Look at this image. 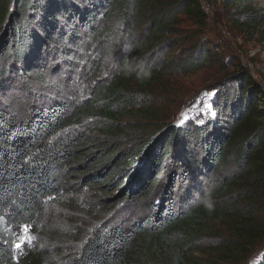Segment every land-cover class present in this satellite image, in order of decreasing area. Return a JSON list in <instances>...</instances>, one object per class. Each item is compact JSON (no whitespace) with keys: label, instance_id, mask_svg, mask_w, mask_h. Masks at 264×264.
<instances>
[{"label":"trees","instance_id":"obj_1","mask_svg":"<svg viewBox=\"0 0 264 264\" xmlns=\"http://www.w3.org/2000/svg\"><path fill=\"white\" fill-rule=\"evenodd\" d=\"M210 1L264 35L257 0H205L212 13ZM208 21L201 0H0V264H43L36 245H15L78 187L103 207L156 203L95 228L72 264H167L168 252L192 264L208 223L227 232L213 264L246 262L264 240V91L250 70L233 56L203 123L144 128L167 75L226 68L197 34ZM85 120L99 128L72 129Z\"/></svg>","mask_w":264,"mask_h":264},{"label":"rangeland","instance_id":"obj_2","mask_svg":"<svg viewBox=\"0 0 264 264\" xmlns=\"http://www.w3.org/2000/svg\"><path fill=\"white\" fill-rule=\"evenodd\" d=\"M211 3L212 13L209 12L205 0H201L202 8L208 14L210 21L207 22L205 29L197 34L200 40L207 41L217 48L226 68L217 69L212 66L187 76L175 73L167 75L161 84L156 85L149 92L148 99L155 102L160 108V113L156 121L147 124L144 128L154 130L162 125L182 126L185 123L199 122L207 118L212 101L216 97L214 88L220 80L233 72L234 57L240 59L243 66L250 70L264 91V35H251L238 30L231 23V11L214 5V2ZM255 5V10L264 11V0H257ZM191 28L193 27H188ZM258 74L259 78L256 77ZM99 125V121L85 120L72 129L86 135L91 133L92 129L99 128ZM159 176L160 174H157V177ZM185 188L181 184L176 186L180 195L177 194L176 201L182 200L180 197ZM77 190L61 201L64 204L67 199L68 206L64 204V208L54 205L48 207L38 228L42 233L40 236L37 235L39 231L35 229L23 231L18 242L25 238L28 242L22 244L19 249L16 248L19 255L24 253V246L34 248L36 245V250L43 256V264H72L73 258L78 256L82 249L85 239L95 228L106 223L127 224L132 213L146 216L156 203V197L150 196L140 200L134 208L126 207L122 203L103 207L93 192L79 187ZM226 235L225 226L208 223V230L204 232V237L198 244L199 251H188L187 258L192 260V264L197 259L213 264L214 258H218L221 240ZM168 255L167 264H173L171 252H168ZM263 255L264 240L250 249L246 262L241 264H258ZM130 264H137L136 259L134 258Z\"/></svg>","mask_w":264,"mask_h":264},{"label":"snow or ice","instance_id":"obj_3","mask_svg":"<svg viewBox=\"0 0 264 264\" xmlns=\"http://www.w3.org/2000/svg\"><path fill=\"white\" fill-rule=\"evenodd\" d=\"M185 119H187V116H185ZM199 122H200V123H203L202 120L199 121ZM24 230H25V232L28 231V226H27V225H25ZM26 242H28V239H27V238L22 239L20 242H17V243H16L15 247H16L17 249H19V248L22 246V244H24V243H26Z\"/></svg>","mask_w":264,"mask_h":264}]
</instances>
